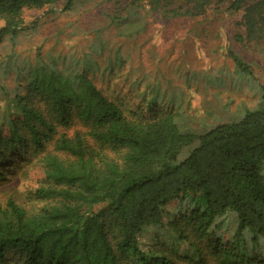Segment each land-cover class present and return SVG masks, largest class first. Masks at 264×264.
<instances>
[{"label":"trees","instance_id":"trees-1","mask_svg":"<svg viewBox=\"0 0 264 264\" xmlns=\"http://www.w3.org/2000/svg\"><path fill=\"white\" fill-rule=\"evenodd\" d=\"M94 1L0 0V43L37 30L25 11L78 12ZM109 1L123 37L143 31L146 9L196 18L217 6L240 16L238 42L264 39V0ZM229 55L236 73L254 80L249 65ZM93 61L37 52L0 82L8 102L0 181L11 158L40 154L46 184L35 197L48 202L34 211L12 198L0 204V264H264V253L251 250L264 245V90L228 122L158 111L157 98L151 114H127L82 71ZM76 119L85 128L69 135ZM148 229L152 244L143 245ZM180 243L195 258L181 255Z\"/></svg>","mask_w":264,"mask_h":264},{"label":"rangeland","instance_id":"rangeland-1","mask_svg":"<svg viewBox=\"0 0 264 264\" xmlns=\"http://www.w3.org/2000/svg\"><path fill=\"white\" fill-rule=\"evenodd\" d=\"M57 10L52 15L25 11L26 24L36 25L37 30L0 43V82L5 75L14 77L21 67L33 64L37 52L45 57L74 56L87 63L94 60L89 70L81 65L82 71L86 68L96 86L127 114L140 110L151 114L157 98L158 111L184 112L194 115L197 122L207 118L210 123L236 119L242 105L253 107L264 90V39L238 42L236 35L244 36L240 16L230 15L223 8L213 6L196 18L167 19L146 13V9L140 14L144 16L143 31L130 38L120 36L111 24L109 15L114 7L109 0H95L78 12ZM94 47L99 50L94 51ZM231 51L249 65L254 80L246 81L236 73ZM7 105L1 96L0 122ZM195 126L199 130V125ZM84 128L76 119L70 129L60 132L71 135ZM106 153L114 156L110 150ZM40 157L25 154L5 164L7 178L0 181V204L12 198L34 211L48 203L35 197L36 190L46 184ZM102 208L97 206L95 211ZM162 233L164 240H172V234ZM154 234V229H148L141 243L151 245ZM178 250L181 255L196 256L195 249L187 244L180 243ZM251 250L264 253V245Z\"/></svg>","mask_w":264,"mask_h":264}]
</instances>
